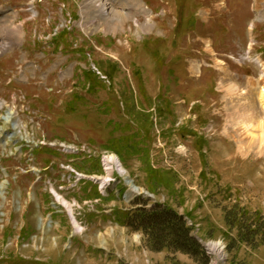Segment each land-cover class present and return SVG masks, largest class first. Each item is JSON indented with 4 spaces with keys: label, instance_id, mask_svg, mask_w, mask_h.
Segmentation results:
<instances>
[{
    "label": "rangeland",
    "instance_id": "374dc122",
    "mask_svg": "<svg viewBox=\"0 0 264 264\" xmlns=\"http://www.w3.org/2000/svg\"><path fill=\"white\" fill-rule=\"evenodd\" d=\"M131 1L133 13L107 22L88 0H0V37L10 44L0 52V264H264V238L235 219L242 209L264 217V149L244 155L229 138L240 132L229 111L237 96L224 88L244 92L264 77V0ZM67 27L68 49L54 43ZM89 68L100 80L90 90ZM46 146L61 156L33 157ZM71 154L74 163L106 159L98 178L117 197L76 196ZM151 199L184 216L202 259L102 218L114 205L150 208Z\"/></svg>",
    "mask_w": 264,
    "mask_h": 264
},
{
    "label": "trees",
    "instance_id": "16d2710c",
    "mask_svg": "<svg viewBox=\"0 0 264 264\" xmlns=\"http://www.w3.org/2000/svg\"><path fill=\"white\" fill-rule=\"evenodd\" d=\"M181 5L183 6V4ZM180 13L183 19L184 14L182 11ZM189 23H194V21L191 20ZM66 34L67 33H63L61 36L65 37ZM156 56L158 60L162 59L157 52ZM95 80L100 81L98 75L94 71L85 72V81L87 84L93 86V84L95 85ZM91 87H89L88 90H90ZM116 151L121 153L118 149H116ZM92 165L90 173H101L102 169L99 159L95 158V162H93ZM159 177L160 175H156L154 171L151 180L154 179L157 181ZM94 193L95 197H99L96 189H94ZM229 214H231V212H229L228 215ZM240 215H237V217L235 215L237 225L240 227L248 226V230L264 238V217L262 218L258 212L252 213L250 210L243 209L240 210ZM243 216L253 218L254 222L248 223L245 220L239 221L238 218H242ZM254 217H257V219ZM127 219V222L134 229L143 231L150 236L155 243L160 244V246H165L172 250H179L196 259H202L205 256L201 244L192 236V228L187 225L184 216L177 214V212L168 205L156 204L151 209L145 207L137 208Z\"/></svg>",
    "mask_w": 264,
    "mask_h": 264
},
{
    "label": "bare ground",
    "instance_id": "6f19581e",
    "mask_svg": "<svg viewBox=\"0 0 264 264\" xmlns=\"http://www.w3.org/2000/svg\"><path fill=\"white\" fill-rule=\"evenodd\" d=\"M88 1L91 3V7L95 11L99 12V14L104 18V21L106 20L107 22H109L110 19H113L114 15L123 17L124 12L127 9L130 10L131 13H133L134 7L139 6L136 1L132 2L131 0ZM84 8L86 10V7ZM107 22L105 24H107ZM1 43L2 42L0 41V51L3 50V45L5 44ZM249 81V90H245L246 92L239 91V87L233 83H229L224 86L228 94L237 96L236 99L231 97V107L229 111H232V115L234 117L233 119H235L236 125L240 129V132L238 133L239 136H237V132H235V134H232L228 131L227 134L229 138L238 142L239 149L244 153V155L248 154L250 150L254 148L259 149L258 153L261 154L264 149V77L260 80L251 78ZM258 108L263 113H261ZM12 115H14V113L9 114V116L7 117L8 122L12 121ZM258 130L261 131V134L255 135V131ZM117 167L121 168L119 163ZM130 188L135 189L136 192L138 191L136 188H134L133 184L130 186ZM209 249L212 253H218L220 251V246L217 244H212L209 246Z\"/></svg>",
    "mask_w": 264,
    "mask_h": 264
},
{
    "label": "water",
    "instance_id": "95a60500",
    "mask_svg": "<svg viewBox=\"0 0 264 264\" xmlns=\"http://www.w3.org/2000/svg\"><path fill=\"white\" fill-rule=\"evenodd\" d=\"M125 181H126V182H132V181H130L128 178H126ZM134 188H137V187H134Z\"/></svg>",
    "mask_w": 264,
    "mask_h": 264
}]
</instances>
